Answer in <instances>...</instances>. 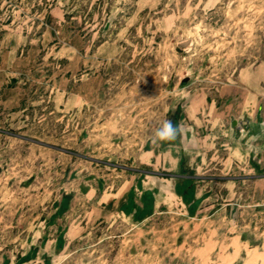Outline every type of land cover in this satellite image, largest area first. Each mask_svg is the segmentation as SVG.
<instances>
[{
	"label": "rangeland",
	"instance_id": "374dc122",
	"mask_svg": "<svg viewBox=\"0 0 264 264\" xmlns=\"http://www.w3.org/2000/svg\"><path fill=\"white\" fill-rule=\"evenodd\" d=\"M0 264H264V0H0Z\"/></svg>",
	"mask_w": 264,
	"mask_h": 264
},
{
	"label": "flooded vegetation",
	"instance_id": "af4514ba",
	"mask_svg": "<svg viewBox=\"0 0 264 264\" xmlns=\"http://www.w3.org/2000/svg\"><path fill=\"white\" fill-rule=\"evenodd\" d=\"M180 109H176V113L180 112ZM181 116L179 114H176V116L173 117L171 120L173 124L178 125V122L180 120ZM236 125L235 128L238 129V123L237 121H233L232 125ZM241 124V123H239ZM179 138V137H178ZM178 138L174 141V145L177 146L178 144ZM168 143V142H167ZM189 170H186L184 167L182 169V172L175 177V186L174 191L176 193H179L182 198L185 199V201H191L192 196L194 194V178ZM187 175V176H186ZM194 202V201H193Z\"/></svg>",
	"mask_w": 264,
	"mask_h": 264
},
{
	"label": "clouds",
	"instance_id": "9594fccd",
	"mask_svg": "<svg viewBox=\"0 0 264 264\" xmlns=\"http://www.w3.org/2000/svg\"><path fill=\"white\" fill-rule=\"evenodd\" d=\"M181 136L179 125L173 124L166 119L155 131L154 139L158 142H173Z\"/></svg>",
	"mask_w": 264,
	"mask_h": 264
}]
</instances>
